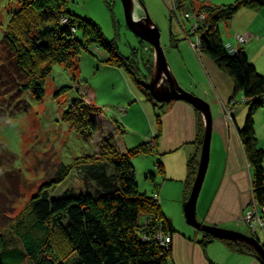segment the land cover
Listing matches in <instances>:
<instances>
[{
	"label": "trees",
	"instance_id": "trees-1",
	"mask_svg": "<svg viewBox=\"0 0 264 264\" xmlns=\"http://www.w3.org/2000/svg\"><path fill=\"white\" fill-rule=\"evenodd\" d=\"M14 1L18 9L11 13L0 41V117L12 97L19 95V100L22 91H31L36 99H40L52 66L76 67V57L81 50L104 49L108 54L107 63L118 67L124 65L137 82L144 83L138 79L141 72L137 67L136 49L132 50L131 56L122 55L115 42L105 38L97 23L69 9V0ZM194 2L173 0V11L179 14L186 3ZM262 5L264 0H234L221 5L199 2L196 11H203L205 17L196 19L199 25L190 34L199 37L196 51L210 57L228 75L234 92H241L247 105L245 118L237 131L251 171L252 201L260 209H264V148L256 136L254 115L264 104V75L249 60L242 45L233 51L227 47L220 23L233 18L242 8L256 9ZM147 61L150 76L153 58L148 57ZM146 84L140 87L150 97ZM98 111L95 104L78 97L64 111L63 119L88 140L100 130V122L93 117ZM197 113L196 143L201 149L204 126L200 112ZM157 125L158 136V115ZM156 135L152 143L143 141L124 150L115 137L108 136L99 141L97 159L82 167L86 179L96 183L93 192L76 193L67 189L54 197L52 188L59 184L61 174L67 168L62 164L58 175L51 180H54L51 188L35 192L28 207L17 214L13 230L16 240L0 232V264H172L171 236L175 228L169 223L159 199L139 191L131 163L132 156L151 153L155 155L157 171L164 175L155 147ZM198 162V156L187 160L184 202L189 196ZM107 166L112 168L111 173ZM159 234L168 236L169 243L162 245ZM211 238L203 233L200 242L205 246ZM224 242L233 251L257 256L244 242Z\"/></svg>",
	"mask_w": 264,
	"mask_h": 264
},
{
	"label": "rangeland",
	"instance_id": "rangeland-1",
	"mask_svg": "<svg viewBox=\"0 0 264 264\" xmlns=\"http://www.w3.org/2000/svg\"><path fill=\"white\" fill-rule=\"evenodd\" d=\"M233 1L195 0L194 6L192 3L191 5L186 3L187 5L185 4L179 14L173 11V0L171 4L165 0L140 1L142 14L147 15L159 30L160 45L170 75L172 72L173 75H177V80L183 81L184 79V86L179 85L190 87V91L193 93L204 91L202 86L204 76L196 72L195 80L199 81V85L194 80H191L193 81L192 86L188 84L190 77L192 75L194 77V73H190L192 70L189 71L191 69L189 64L193 57L186 49L171 46V43H168L174 33L172 30L175 29V26L184 25L183 37H185V33L191 31L188 32V37H191L193 42L196 37L190 34L199 25L197 20H202L205 17L203 11L198 13L196 11L199 8V2L221 5ZM17 9L18 5L14 0H0V41L11 13ZM69 9L77 15L97 23L105 38L113 40L122 55L131 56L132 50L136 49L137 67L141 72L138 79L143 80L144 83L137 82L132 72L127 70L124 65L118 67L107 63L105 61L108 56L107 52L96 47L91 51L81 50L76 57V67H66L62 64L53 65L46 77L44 93L40 99H36L31 91H22L19 100H17L19 95L12 97L10 105L5 107L6 110L2 109L4 113L0 117V232L14 241L16 239L13 236V230L17 214L28 207L29 200L35 192L41 188H51L49 186L54 183V180H51L58 175L62 164L67 168L66 172L61 174L62 179L58 181L59 184L55 183L57 185L52 188L54 190L51 192L54 197H59L67 189H72L76 193L95 191L97 188L95 181L86 179L82 167L87 164L86 162L97 159L98 142L112 136L121 147L119 138L124 136L128 142L127 148L142 143L143 140L140 137L148 127V115L154 123L157 120L156 113L153 115L150 101L155 102L156 106L161 104L140 89L145 82H150L155 57L154 50L151 43L143 40L141 43L140 38L127 27L123 2L121 0H69ZM237 13L230 20L220 23L223 40L234 44H236L235 35L239 33L236 29L237 23L241 20L236 21ZM258 36L253 35L251 41L258 40ZM262 37L264 40V36ZM191 40L189 47L192 52H196L191 46ZM259 55L260 65L264 66L263 42L259 48ZM148 57L153 58L150 76L147 70ZM158 81L154 91H164L167 85L163 71ZM238 95L241 96L240 93ZM78 97L92 102L99 109L93 117H96L95 119L100 122V130L89 136L88 140L72 129L63 119L64 111ZM238 98L239 103L243 104L244 101H240L241 97ZM5 103L7 105V100ZM117 110L118 114H114ZM227 111L229 116L230 107L227 108ZM256 113L259 141L264 148V105H261ZM201 118L205 132L203 114ZM120 119H123V122H128L129 126L126 125L125 128L121 124L118 125ZM114 124L118 126L116 127ZM155 135L148 137L146 142L152 143ZM213 135L214 133L211 132L210 153L216 146ZM131 163L135 169L139 191L152 195L155 188L162 183V176L155 166V155L141 152L131 157ZM107 167L108 172L111 173L112 168ZM153 195L158 199L157 193ZM262 211L264 212V209L258 208L251 200L244 208L242 220L247 222L246 215L248 213L259 215L264 220ZM171 214L176 217L175 220H184V224L190 226L184 213L180 212L178 216V212L172 210ZM250 225L249 228L242 226L239 229L244 234L251 235L250 233L253 234L254 231ZM255 230L263 243L264 227L257 224ZM160 243L162 244V241Z\"/></svg>",
	"mask_w": 264,
	"mask_h": 264
},
{
	"label": "crops",
	"instance_id": "crops-1",
	"mask_svg": "<svg viewBox=\"0 0 264 264\" xmlns=\"http://www.w3.org/2000/svg\"><path fill=\"white\" fill-rule=\"evenodd\" d=\"M131 1L133 17L138 19L145 16L144 13L142 14V5L140 4L142 0ZM165 1L169 4L172 2V0ZM141 3L143 4V2ZM188 4L191 5V3ZM192 6H194L193 3ZM236 21H239L236 27L239 33L252 35L249 41L242 44V47L249 60L264 75V66H261L259 61V48L262 46V42L264 43L262 37L264 36V6L256 9L242 8L237 13ZM152 24L154 23L152 22ZM172 31L174 33L168 43H171V46L186 49L193 57L192 62L189 64L191 68L189 71L192 70L190 73H194V77L190 75L191 79L188 84L192 86L193 81L191 80H194L199 85V81L195 80V74L199 72L201 73L199 75L204 76V85L202 84L204 91L193 93L190 91V87H183L184 79L183 81L177 80V75H173L172 72L171 76L177 85L182 84L183 86H179L208 102L212 116L214 145H216L209 156L208 167L196 202L195 218L204 224L216 225L241 232L239 228L242 226L249 228L248 223L242 220V215L244 214V208L252 200L251 171L237 131L238 127L243 123L247 105L243 102L242 93L234 92L231 79L215 65L210 57L203 53H196V50V52L191 51L189 45L192 38L188 37L187 33L183 37L184 25L181 27L175 26ZM253 35L260 36L257 37L258 40L251 41ZM224 42L231 46L236 45L230 41ZM239 93L241 96L238 95ZM238 97H241L240 101L243 104L239 103ZM148 99L151 100L150 98ZM150 103L153 107V115L156 113L159 116L160 131L156 140V151L165 170L161 178L162 183L155 188L152 195L157 193L161 208L169 223L175 228L171 236V263L261 264L258 257L254 254L233 251L221 239L211 238L205 246L202 245L200 242L203 238L202 232L184 224V220H175L176 217L172 216V210L178 212V216L180 212L184 213L183 191L187 178V160L193 156H200V148L196 143L198 110L183 100H170L162 102L159 106H156L155 102L150 101ZM229 107L231 112L228 116L227 108ZM118 112L117 110L114 114H118ZM255 114L257 115V113ZM256 115H254V125L259 141L260 136L257 132ZM148 118V127L140 137L143 141L155 135L158 128L157 120L154 123L149 115ZM120 124L125 128L126 125L129 126V123L123 122V119H120ZM119 139L121 140L120 148L124 150L127 148L126 144L128 142L124 136H120ZM171 204L172 207L170 208ZM250 234L252 235V232ZM253 234L257 236L261 243L260 236L256 230ZM262 242L261 244L264 245V240Z\"/></svg>",
	"mask_w": 264,
	"mask_h": 264
},
{
	"label": "water",
	"instance_id": "water-1",
	"mask_svg": "<svg viewBox=\"0 0 264 264\" xmlns=\"http://www.w3.org/2000/svg\"><path fill=\"white\" fill-rule=\"evenodd\" d=\"M124 5L125 22L127 27L145 42L151 43L154 50L153 72L150 82L146 84V88L151 97L156 101L162 103L164 100H183L196 109L200 110L205 120V132L203 143L200 150V157L198 168L193 180L189 196L184 202V214L187 223L195 230L204 234L210 235L212 238L230 241H243L249 244L255 251L261 262L264 264V245L260 243L257 237L253 235H246L242 232L226 229L216 225L204 224L196 220L195 208L197 198L204 181L206 170L209 162V147L212 132V116L210 106L203 98L196 96L176 84L175 80L170 75L166 66L164 53L160 45V33L156 26H152L150 18L146 15L140 19H135L132 14V1L121 0ZM151 24V25H150ZM162 71L166 77V89L164 91H154L156 82L160 79Z\"/></svg>",
	"mask_w": 264,
	"mask_h": 264
},
{
	"label": "built area",
	"instance_id": "built-area-1",
	"mask_svg": "<svg viewBox=\"0 0 264 264\" xmlns=\"http://www.w3.org/2000/svg\"><path fill=\"white\" fill-rule=\"evenodd\" d=\"M201 16V15H200ZM252 37V35L251 34H249V33H244V34H240V33H236V35H235V38H236V45L235 46H231L230 44H226L227 45V47L231 50V51H233V50H235L239 45H242V44H244V43H246L247 41H249V39ZM199 37L198 36H196V39H195V41H191V46H192V48L194 49V50H197V45H198V42H199ZM247 217H246V220H247V222L249 223V225L251 224L252 225V229H253V231H255V229H256V225L257 224H259L261 227H264V220H262L260 217H259V215L257 216V215H255L254 213H252V214H249L248 213V215H246ZM250 225V226H251ZM158 239L160 240V241H162V244H164V245H166L167 243H169V237L168 236H162V235H158Z\"/></svg>",
	"mask_w": 264,
	"mask_h": 264
},
{
	"label": "bare ground",
	"instance_id": "bare-ground-1",
	"mask_svg": "<svg viewBox=\"0 0 264 264\" xmlns=\"http://www.w3.org/2000/svg\"><path fill=\"white\" fill-rule=\"evenodd\" d=\"M133 1H134V0H133ZM150 25H151V24H150ZM152 26H155V25H154V24H152V25H151V27H152ZM158 82H159V81H157V82H156V84H158ZM156 84H155V85H156Z\"/></svg>",
	"mask_w": 264,
	"mask_h": 264
}]
</instances>
